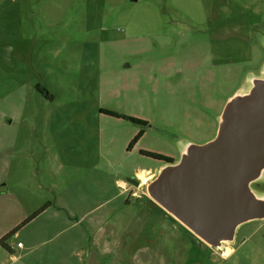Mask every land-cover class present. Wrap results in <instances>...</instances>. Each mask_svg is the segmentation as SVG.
<instances>
[{
  "label": "rangeland",
  "instance_id": "1",
  "mask_svg": "<svg viewBox=\"0 0 264 264\" xmlns=\"http://www.w3.org/2000/svg\"><path fill=\"white\" fill-rule=\"evenodd\" d=\"M263 67L264 0H0V264H264V219L200 242L141 153L179 164Z\"/></svg>",
  "mask_w": 264,
  "mask_h": 264
},
{
  "label": "water",
  "instance_id": "2",
  "mask_svg": "<svg viewBox=\"0 0 264 264\" xmlns=\"http://www.w3.org/2000/svg\"><path fill=\"white\" fill-rule=\"evenodd\" d=\"M167 164L148 196L204 244L218 247L237 226L264 219V199L249 187L264 172V78L227 101L214 139Z\"/></svg>",
  "mask_w": 264,
  "mask_h": 264
},
{
  "label": "trees",
  "instance_id": "3",
  "mask_svg": "<svg viewBox=\"0 0 264 264\" xmlns=\"http://www.w3.org/2000/svg\"><path fill=\"white\" fill-rule=\"evenodd\" d=\"M101 111L104 112V113H106V114H109V115H115V116H118V114H116L115 112L110 111V110H104V109H102ZM127 118H128L129 120L135 122V123H145L143 120L138 119V118H134V117H127ZM141 134H142V133L140 132L139 134H137V135L133 138L132 142L130 143V146H132L133 144H135V143L139 140ZM141 153H142L143 155L151 156V157H154V158H156V159L162 160V161H164V162H166V163H168V162H173V161H174L172 157H168V156H165V155H162V154H158V153L147 152V151H142ZM46 207H47V205L41 207V208H40V209H39V210H38L33 216H35V215L39 214L40 212H42L44 209H46ZM158 208H160V207H158ZM160 209H161V208H160ZM161 210H162V209H161ZM162 211H163V210H162ZM185 229H186V228H185ZM186 230H187V229H186ZM187 231H188V230H187ZM12 234H14V232H13ZM12 234H11V235H12ZM5 239H6V238H4L2 241H0V245H2V246H4V247L8 248V247L6 246ZM198 240H199V239H198ZM200 242H201V241H200Z\"/></svg>",
  "mask_w": 264,
  "mask_h": 264
},
{
  "label": "crops",
  "instance_id": "4",
  "mask_svg": "<svg viewBox=\"0 0 264 264\" xmlns=\"http://www.w3.org/2000/svg\"><path fill=\"white\" fill-rule=\"evenodd\" d=\"M219 120H220V118H219ZM57 138H58V141L61 143V148H63L64 151H66L67 148H70L71 147V145H67L71 141V139H70L71 137L70 136L67 137V136L59 133V135L57 136ZM82 139H84V137L81 138V140ZM139 173H140V170L139 171H136L135 175H138ZM132 183H133V181H132ZM132 183H128L125 180H120V185L122 186V190L129 189L132 186L131 185Z\"/></svg>",
  "mask_w": 264,
  "mask_h": 264
},
{
  "label": "flooded vegetation",
  "instance_id": "5",
  "mask_svg": "<svg viewBox=\"0 0 264 264\" xmlns=\"http://www.w3.org/2000/svg\"><path fill=\"white\" fill-rule=\"evenodd\" d=\"M187 232H189V231H187ZM190 233V232H189ZM191 234V233H190Z\"/></svg>",
  "mask_w": 264,
  "mask_h": 264
}]
</instances>
